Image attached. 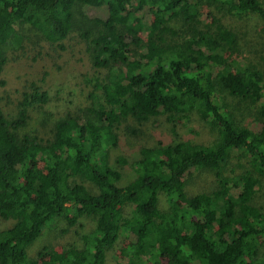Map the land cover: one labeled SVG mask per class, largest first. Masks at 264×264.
<instances>
[{
	"label": "trees",
	"instance_id": "1",
	"mask_svg": "<svg viewBox=\"0 0 264 264\" xmlns=\"http://www.w3.org/2000/svg\"><path fill=\"white\" fill-rule=\"evenodd\" d=\"M203 3L259 16L264 35L260 0H0V76L7 62L4 46L19 40L18 24L64 49L76 12L104 9L80 34L92 68L103 74L89 91L87 111L95 120L61 119L47 141L19 135L29 109L49 100L40 88L23 94L16 118L0 111V224L10 223L0 229V264H107L123 234L134 239L119 264H264L257 258L264 207L254 203L255 173L264 175V127L258 133L241 126L218 98L222 89L257 103L264 98V73L253 65L236 69L222 59L220 51L234 52L238 38L221 20L214 28L203 24ZM146 7L153 12L147 27L139 14ZM178 15L188 30L173 41L177 32L169 23ZM192 112L209 118L217 140L208 146L179 141L142 147L133 163L135 179L120 186L122 173L111 166L110 149L119 144L122 121L132 117L144 123L163 115L174 123ZM234 153L250 169L226 176L224 167ZM196 170L211 171L217 188L188 196L183 177ZM161 193L166 211L159 208ZM82 217L94 218L95 228L82 237L81 248L45 247L29 258L28 248L51 222L65 218L75 226Z\"/></svg>",
	"mask_w": 264,
	"mask_h": 264
},
{
	"label": "rangeland",
	"instance_id": "2",
	"mask_svg": "<svg viewBox=\"0 0 264 264\" xmlns=\"http://www.w3.org/2000/svg\"><path fill=\"white\" fill-rule=\"evenodd\" d=\"M139 14H142L143 22L147 27L153 20L152 9L146 7ZM200 14L204 25L209 24L214 28L213 22L221 20L220 24L223 27L236 34L238 38L236 50L234 52L220 51L226 63L236 69L253 65L264 73V35L259 16L252 13L239 16L234 12L228 13L221 6L217 9L205 3L200 7ZM99 15H104L103 8H90L84 13L77 11L76 27L63 43L64 49L44 42L39 33L29 25H17L16 35L19 40L11 38L4 46L7 62L0 76V82L4 81L3 85L0 83V111L9 120L16 118L23 94L35 88L46 91L49 97L46 104L35 105L29 109L27 124L19 130V135L37 136L47 141L52 139L54 125L61 119L74 117L77 123H82L86 117L95 120L87 111L92 105L89 91L98 76L103 74L96 73L92 68L87 45L80 34L88 29L86 26L90 25V20ZM169 26L177 32L175 37L171 38L173 41L178 36L187 34L188 27L182 16H176ZM142 37L146 40L145 33ZM214 70L216 73V69ZM98 95L101 94L98 92ZM218 98L238 124L258 133L263 130L264 117L261 116V109L264 107V98L257 103H251L230 96L222 89ZM117 134L119 144L110 149V163L122 173L120 186L127 185L135 179L133 163L140 158L142 147H156L160 143L176 144L179 141L208 146L218 138L217 130L209 124V118L197 112H192L187 119H178L174 123L169 122L163 115L151 118L144 123H138L132 117L127 118L122 121ZM123 160L125 163L121 162ZM232 168L236 171L235 173L231 172ZM249 169L246 160L234 153L224 167V174L226 176L241 175ZM255 176L259 179V183L254 203L264 207V175L255 173ZM183 179L188 196L208 192L218 186L214 174L207 170L188 172ZM84 182L93 193L98 192L95 185L87 180ZM235 192H237L236 189ZM159 208L162 211L168 210L164 193L159 196ZM130 209L129 206L126 210ZM9 225L8 222H2L0 229L7 228ZM94 228L95 219L92 217L80 218L75 226H70L65 218H59L51 222L28 248V256L35 259L45 247L56 252L73 247L81 248L82 237L90 234ZM133 239V235H121L119 241L108 252L107 264H119L122 260L126 261ZM257 258L264 262V238L260 239Z\"/></svg>",
	"mask_w": 264,
	"mask_h": 264
}]
</instances>
